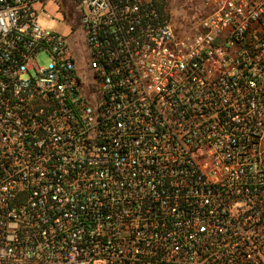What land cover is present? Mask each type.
<instances>
[{
  "label": "built area",
  "instance_id": "1",
  "mask_svg": "<svg viewBox=\"0 0 264 264\" xmlns=\"http://www.w3.org/2000/svg\"><path fill=\"white\" fill-rule=\"evenodd\" d=\"M200 2L0 0V264H264V0Z\"/></svg>",
  "mask_w": 264,
  "mask_h": 264
},
{
  "label": "rangeland",
  "instance_id": "2",
  "mask_svg": "<svg viewBox=\"0 0 264 264\" xmlns=\"http://www.w3.org/2000/svg\"><path fill=\"white\" fill-rule=\"evenodd\" d=\"M161 13L169 19L177 28H188L192 26L193 21L205 15V9L200 0H152ZM42 22L48 27H56L49 18L41 17ZM63 32H67V27H62ZM46 62L44 57L38 59V64ZM84 68V65L82 66Z\"/></svg>",
  "mask_w": 264,
  "mask_h": 264
},
{
  "label": "trees",
  "instance_id": "3",
  "mask_svg": "<svg viewBox=\"0 0 264 264\" xmlns=\"http://www.w3.org/2000/svg\"><path fill=\"white\" fill-rule=\"evenodd\" d=\"M157 10H158V12H159V14H160L161 16H164L158 8H157Z\"/></svg>",
  "mask_w": 264,
  "mask_h": 264
}]
</instances>
